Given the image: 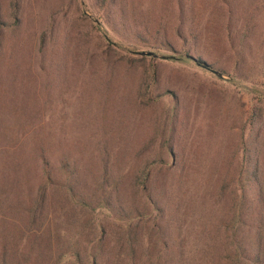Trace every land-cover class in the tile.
<instances>
[{
    "label": "rangeland",
    "instance_id": "rangeland-1",
    "mask_svg": "<svg viewBox=\"0 0 264 264\" xmlns=\"http://www.w3.org/2000/svg\"><path fill=\"white\" fill-rule=\"evenodd\" d=\"M254 106L264 111V0H0V264H91L96 250L112 260L128 213L154 245L175 240L177 224L201 245L231 244L257 208L250 185L242 212L235 205ZM42 138L91 207L58 210L68 194L55 180L33 220L27 195ZM178 163L187 166L180 184ZM144 169L152 201L177 214L165 237L152 230L164 221L153 204L132 191ZM231 217L233 230L222 225Z\"/></svg>",
    "mask_w": 264,
    "mask_h": 264
},
{
    "label": "trees",
    "instance_id": "trees-1",
    "mask_svg": "<svg viewBox=\"0 0 264 264\" xmlns=\"http://www.w3.org/2000/svg\"><path fill=\"white\" fill-rule=\"evenodd\" d=\"M180 13L183 12L182 5L180 4ZM232 10L227 9L226 16L230 17L232 15ZM17 14L15 15V19H17ZM42 38V48L44 47V41L46 39L45 32L41 36ZM43 50V49H42ZM190 50V46L187 45V48L185 47V51H187L185 54L190 56L188 53ZM151 55V54H146ZM192 57V56H190ZM196 60L199 64H201L204 67L209 68L210 65L208 62L199 54L196 57ZM264 113L263 107L254 106L252 108L251 114H250V130L248 137L251 140H245V152L242 156L241 165L238 169V175H241V178L238 179V192L236 199V206L239 212H242L245 203H246V197L242 193L243 190H246V187L248 185L252 186L255 189V197L254 201L256 203V211H255V217L251 221V223L247 222L245 218H243L242 215L236 216L234 220H237L238 222H241V224H250V228L243 230L239 229L236 234V238L233 237L235 235L234 231L230 233L231 244L224 245L222 243L218 244H212V246L208 245H201L198 241H195V239L201 237V234L197 231H190V230H184V225L177 224L175 225V234L173 241H165L162 244H153L154 242L147 241L143 237L142 240L139 237V233L135 229L137 222L132 221L135 219L137 215H131L128 213L127 215L131 220L125 221V231L123 232V245L120 246V249L117 251L116 256L114 259H110L105 262H101L98 259V255H100V252L96 250L90 255L91 264H264V160H263V152H264V134L262 133L264 129ZM1 124V120H0ZM2 131L0 130V137L2 135ZM39 136V133L36 135ZM43 138L40 140L39 145L42 143ZM169 153L172 156H176V152L173 151V148L168 149ZM23 156V155H22ZM33 169L32 173L36 177V182L33 188H31L30 192L28 193V200H27V209L30 212L31 217L33 220L40 217L43 210L47 209L48 206V197L50 193V185L57 182H63V184L67 185L65 187H61L60 189H65L66 194H68L67 197V203H63L62 206L59 204L58 210H68L69 205L75 206V204H79L82 206V208L86 206H92L90 202H86L85 198L81 196L80 192L76 191L74 187L71 185V183L68 182L67 178L70 177V164L64 163V160L60 161V163H63L60 167L55 168V163L52 162V160L49 158V152L46 150V148L42 145L38 146L35 149L34 157H33ZM22 162L20 161V158L18 159V162L16 163V166H20ZM176 164V163H175ZM177 174L178 177H176V182L178 184L182 183L184 181V173L187 171V166L185 164H177ZM55 168V169H54ZM58 172L57 175L54 177L55 171ZM65 170H67L68 174L65 179H61V176L59 173H64ZM5 174H2V177ZM149 173L144 169L141 174H138L137 178L132 184L133 192L135 196H144L146 199L150 200V202L153 204L154 210H157L159 213V218H162L163 224H156L154 225V229H152L155 233L159 234L160 237L167 236L168 230H167V224H169V221L171 220L170 217H173L175 212L168 214L166 209L167 207L160 206L157 201H152L150 198L153 194L152 186H150L149 182ZM248 180V182H244V180ZM56 180V181H55ZM250 180V181H249ZM19 182H15V185H19ZM6 184V182H5ZM8 185V183H7ZM229 187V183H226L222 188H219L218 190L214 191V196H217L218 198H222V196L226 193L227 188ZM23 189V187H22ZM58 189V190H60ZM61 193V192H58ZM240 193V194H239ZM54 194V193H53ZM63 195V193H62ZM17 198L19 201L25 199L24 196L19 193L17 195ZM106 201V200H105ZM109 203V201L106 202V205ZM102 204H98L97 206H94L97 208L98 206H106ZM109 205V204H108ZM123 205V204H122ZM121 205V208L123 206ZM179 206H184L183 203H178ZM110 207H116L117 205H109ZM204 207V204H202ZM236 209V210H237ZM109 210V208H108ZM132 210V209H131ZM250 214V213H249ZM142 214H138V219L142 218ZM178 220V218H176ZM211 219V226L213 225V220ZM227 219V214H224V219ZM230 221L226 222L223 221L222 225L229 226L232 217L229 218ZM220 220V222H221ZM123 223V222H122ZM121 225V224H120ZM123 225V224H122ZM173 227V228H174ZM229 228H232V226H229ZM251 228H254L255 233L252 235L250 234L249 230ZM228 229V228H227ZM226 229V230H227ZM167 230V231H166ZM229 230V229H228ZM233 230V228H232ZM208 231L207 234L205 232ZM216 233L218 232V229L216 230ZM212 229L205 228L204 231H202V235L205 236H212L211 232H215ZM151 235V233H150ZM169 235V234H168ZM218 235V234H216ZM170 236V235H169ZM185 237L193 238L194 241L191 243L185 242ZM143 241L144 245L141 243ZM249 241V242H248ZM103 246L100 245L99 249H102ZM121 251V252H120ZM123 251V252H122ZM155 251H158L157 253ZM42 252V250H40ZM78 253V250L75 252ZM43 254V253H42ZM123 254V258L121 257ZM220 256L219 259L216 258V256ZM126 256V257H125ZM80 260L75 258L71 263L68 264H79ZM5 264H7L5 262Z\"/></svg>",
    "mask_w": 264,
    "mask_h": 264
},
{
    "label": "water",
    "instance_id": "water-1",
    "mask_svg": "<svg viewBox=\"0 0 264 264\" xmlns=\"http://www.w3.org/2000/svg\"><path fill=\"white\" fill-rule=\"evenodd\" d=\"M142 53L143 54H154V52H152V51H149V52L143 51Z\"/></svg>",
    "mask_w": 264,
    "mask_h": 264
}]
</instances>
